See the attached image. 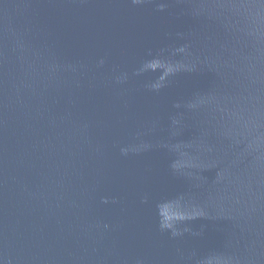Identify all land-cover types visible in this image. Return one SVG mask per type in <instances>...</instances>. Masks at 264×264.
Instances as JSON below:
<instances>
[{"label": "water", "instance_id": "95a60500", "mask_svg": "<svg viewBox=\"0 0 264 264\" xmlns=\"http://www.w3.org/2000/svg\"><path fill=\"white\" fill-rule=\"evenodd\" d=\"M0 264H264V0H0Z\"/></svg>", "mask_w": 264, "mask_h": 264}]
</instances>
